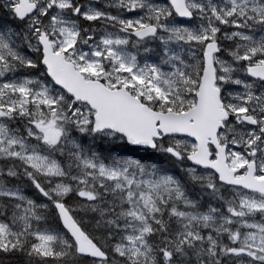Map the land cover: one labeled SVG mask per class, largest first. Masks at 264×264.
Listing matches in <instances>:
<instances>
[{"label":"snow or ice","instance_id":"snow-or-ice-1","mask_svg":"<svg viewBox=\"0 0 264 264\" xmlns=\"http://www.w3.org/2000/svg\"><path fill=\"white\" fill-rule=\"evenodd\" d=\"M0 264H264V0H0Z\"/></svg>","mask_w":264,"mask_h":264}]
</instances>
